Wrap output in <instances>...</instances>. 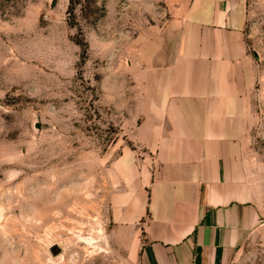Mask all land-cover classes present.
<instances>
[{
	"label": "rangeland",
	"instance_id": "374dc122",
	"mask_svg": "<svg viewBox=\"0 0 264 264\" xmlns=\"http://www.w3.org/2000/svg\"><path fill=\"white\" fill-rule=\"evenodd\" d=\"M81 4L71 26L68 0H0V264H136L109 198L121 151L143 158L140 88L127 70H148L163 1ZM245 16L256 70L249 152L264 169V0H245ZM262 220L228 264H264Z\"/></svg>",
	"mask_w": 264,
	"mask_h": 264
},
{
	"label": "crops",
	"instance_id": "0c3cea01",
	"mask_svg": "<svg viewBox=\"0 0 264 264\" xmlns=\"http://www.w3.org/2000/svg\"><path fill=\"white\" fill-rule=\"evenodd\" d=\"M162 1L148 70H127L140 88L143 158L118 156L110 220L132 263L228 264L264 217L245 0Z\"/></svg>",
	"mask_w": 264,
	"mask_h": 264
},
{
	"label": "trees",
	"instance_id": "16d2710c",
	"mask_svg": "<svg viewBox=\"0 0 264 264\" xmlns=\"http://www.w3.org/2000/svg\"><path fill=\"white\" fill-rule=\"evenodd\" d=\"M93 1V0H92ZM91 0H84L85 3H92ZM78 6H82L81 4V0H68V7H67V15L70 17L72 16V23L70 24L72 26L75 25V22H74V13H75V10ZM83 12L85 13V19L89 20V19H93L91 17H94V12L92 11V8L89 7L88 9H82ZM87 10V11H85Z\"/></svg>",
	"mask_w": 264,
	"mask_h": 264
},
{
	"label": "water",
	"instance_id": "95a60500",
	"mask_svg": "<svg viewBox=\"0 0 264 264\" xmlns=\"http://www.w3.org/2000/svg\"><path fill=\"white\" fill-rule=\"evenodd\" d=\"M49 252L52 256H57L58 254H60L61 250L58 246L54 245L49 249Z\"/></svg>",
	"mask_w": 264,
	"mask_h": 264
}]
</instances>
